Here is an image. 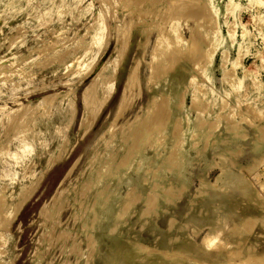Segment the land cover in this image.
<instances>
[{"label":"rangeland","instance_id":"rangeland-1","mask_svg":"<svg viewBox=\"0 0 264 264\" xmlns=\"http://www.w3.org/2000/svg\"><path fill=\"white\" fill-rule=\"evenodd\" d=\"M58 1L0 0V66L6 67H0V71L8 73H5V79L0 77V192L5 195L6 205L13 202L15 194L28 184L30 178L43 174L34 194L24 202L9 228L3 232L0 264H112L107 261L112 251L117 264H148L147 259L155 262L161 259V255L154 253L149 257L142 251L139 257L125 256L134 252V244L138 241L151 246L156 243L159 248L169 250L186 243L185 240L169 241L170 235L177 232L169 229L172 218L176 220V227L177 222H188V234L199 243L212 223V217L225 215L230 225L238 213L259 215L261 220L255 223L248 220L244 226L254 223L251 224L254 225L252 232L246 237L258 239L256 250L263 251L264 159L251 174L247 173L250 169L247 167L257 163H254L256 156L252 151V138L264 140V7L260 5L264 0H216L217 10L209 0H192L183 7H177L178 0H78L80 6L73 16L58 13ZM170 1L173 8L169 6ZM195 1L197 7L202 4L199 19L189 12L196 9ZM98 11H102L109 28L98 48L85 57L90 59L89 66L73 76L72 67L67 68L66 64L74 56L83 58L82 45L93 31V20ZM123 20H131L128 36H125L127 31L120 32H124ZM114 25L120 29L119 34H116ZM171 28L180 34L182 41H171L172 49L160 50L158 59L152 60L151 49L158 30L169 35ZM206 28L215 29L212 39L220 43V49L214 53L203 73L200 67L204 63L200 62V52L196 51L204 46ZM176 47V55L181 51L183 58L175 61L178 56L171 58L169 55ZM187 54H191L190 59ZM224 57L228 66L237 61L238 84H222L220 61ZM135 62H138L137 81L131 79L134 83L127 86L126 79ZM151 63L154 64L153 70L158 67L156 71L150 68ZM198 71L203 74L195 75ZM191 76L195 77L192 81ZM202 78L205 85L200 87L202 91L195 100V107L189 108L192 105V83L200 82ZM87 85L91 87L90 94L96 99V106L98 103L101 106L87 125L86 132L81 134L78 122ZM210 85L212 93L203 92ZM121 94L128 101L120 103ZM180 95L188 109L178 110L174 104ZM43 97L45 112L41 111L42 107L33 110L32 107ZM67 97L74 102V119L66 130V140L61 142L53 136V131L54 126L61 125L63 121L61 107H64ZM23 106L28 107L27 117L24 115L21 119L23 124L18 121L11 126L13 110L20 108L21 113L25 110H22ZM153 107L164 110L162 116H168L165 122L146 137H132V130L139 128V120H145L144 126L149 124L146 118H153ZM197 109H202V114L201 119L195 122V128L207 132L205 141L202 138L192 140L187 131L188 125L194 122ZM222 111L221 117H213L214 112ZM187 118L192 122L189 123ZM213 119L215 124H212ZM230 122H238L240 134L230 135ZM176 125L183 137L180 144L187 159L184 167L177 161L165 159ZM143 128H139L136 136H140ZM25 133L33 139L30 150L26 152L20 144ZM220 137V141L213 142ZM224 148L230 151L223 164L235 172L239 170V164L245 165L242 168L245 176L248 175L245 190L252 193L245 195L243 188L230 183L217 193L206 191L202 195L199 192L201 196L198 193L199 189L203 190L199 187L200 176L214 182L221 172L219 149ZM107 150L114 153L110 167L113 172L117 171L113 166H118L120 160L126 161L124 170L129 186H126L125 179L120 180L116 193L123 196L117 205L119 209L124 204L128 208L121 215L117 210L109 218L101 220L97 217L103 209L97 203L101 181H97L93 174L96 162L104 160ZM251 158H255L253 164ZM182 177L187 180L185 185L180 182ZM148 194H154L157 202L151 209L145 204ZM163 194L165 199H162ZM193 197L197 198L195 208H205L206 212L189 208ZM43 204L51 208V217L39 213ZM144 211L146 213L142 214ZM194 227L196 233L192 232ZM221 230L231 241L228 246L235 248L232 240L238 236L230 227ZM192 249L196 250L194 246ZM225 251L210 249L208 254L222 259ZM245 253L241 249V255ZM161 260L164 264H174L164 257ZM183 262L186 263L185 260Z\"/></svg>","mask_w":264,"mask_h":264},{"label":"bare ground","instance_id":"bare-ground-1","mask_svg":"<svg viewBox=\"0 0 264 264\" xmlns=\"http://www.w3.org/2000/svg\"><path fill=\"white\" fill-rule=\"evenodd\" d=\"M139 1H141V0H139ZM190 1H192V0H188V1L187 0H180V2L178 0V1H176L177 2L176 5H177V7H178V5H180L181 7H183V6H186L185 4H188ZM209 1H211L214 9L217 10V8H218V2H216V0H209ZM168 3H169V6H171V7L173 6L174 7V5L171 3V1L168 2ZM192 4H194V3H192ZM197 4H199V3L197 2ZM195 5H196V1H195ZM260 5H262L264 7V2L261 3ZM79 6H80V2L78 0H59L58 3H57L56 11L58 13H60V14H62L64 12V13H67V14L73 16V12H75L76 8L77 7L79 8ZM200 6H202V4L199 5L198 7L196 5V9L195 10L193 9V11L191 9L189 10V12L191 11V14L196 17L195 19H199V17H201L200 16L201 14L198 13L202 9ZM204 6H205V4H204ZM210 6H211V4H210ZM1 10H2V8L0 6V12H1ZM78 10H80V9H78ZM208 11H210V7H209V10ZM137 13H139V12H137ZM207 13H209V12H207ZM188 14H190V13H188ZM202 14H203V12H202ZM203 15L206 16L207 14L206 15L203 14ZM208 18H210V17H208ZM204 19H206V18H204ZM262 19H264V17ZM262 19H261V21H262ZM161 20H162V18H161ZM168 20H169V18H168ZM208 20H210V19H208ZM123 21H125V20H123ZM129 21L130 22L125 21V22H123L124 24H122L123 25L124 32H122L120 29H118V26L117 25H114V30H115L116 34H119V30H120V32L122 34L125 33V31H127L125 33V36H128L126 34H129V29H130V27H132L131 26V20H129ZM204 21L207 22V20H204ZM201 24H202V22H201ZM92 26H93V31L90 34L89 39L87 41L83 42V45H82V46H84V48H83V50H84V56H83V58L79 59V57L74 56L66 64V67L67 68L68 67H72L71 70H72V75L73 76H74V74L76 72L84 71L89 66V62H90L89 60L90 59L89 58H86L85 59V57L90 54V51H92L94 49L96 50L98 48L99 44L103 40V37L105 35L106 30L109 28V24L106 22L102 11L96 12V15H95V18L93 20V25ZM207 27H209V26H207ZM206 30H207L205 32L206 34H205V36H203V38L205 37L203 39L204 41L202 40L203 43H204V46H203L202 50H201V48L200 49L197 48L200 44L196 47L198 49V51H196V52H200V56H198L199 59H200V62H203L204 63L202 65V67H200V69H201V71H203V73L206 72L207 66L211 63V60L213 58L214 53L216 51H218V49H220L219 48L220 43L215 42L214 39H212L213 38L212 34L215 31V29H211V28H208L207 29L206 28ZM169 31H170V34L169 35H165V34H162L161 31L158 30V34L156 36V39L154 40V43L152 45L153 47L151 49L152 50L151 51V58H152V60H154V58H156L160 54L159 53L160 50H162V49L165 50L167 48L172 49L171 47H173V46H171L169 44V43H171V41L172 42H176V43H180V41H182V38H181L180 34L176 30H174L173 28H171ZM202 35H201V37H202ZM193 36H195V35H193ZM170 37H172L171 40H170ZM119 38H121V37H119ZM122 39L123 40H121V41L125 43L126 40L124 38H122ZM194 40H195V38H194ZM120 42H118V43H120ZM194 42H193V44H194ZM197 42H199V41H197ZM190 44H191V42H190ZM194 45H197V44H194ZM116 48H117V46H116ZM171 51H172V53L170 54L171 56L169 55V57L174 58L175 55H176L177 47H176V49L174 48ZM192 51H194V49H192ZM168 53H167V56H168ZM180 53H181V51H180ZM180 53H178L179 55H176L178 57H176L175 61L179 57L180 58H183L182 57L183 55L180 56ZM188 53H192V52H189L188 51ZM190 55L187 54L188 59H190V57H189ZM192 55H194V52L192 53ZM198 55H199V53H198ZM70 56H72V55H70ZM171 58H169V59H171ZM156 59H158V57ZM156 59H155V62H156ZM191 59H192V57H191ZM172 60H171V62L174 63V60L173 61ZM192 61H195V60H192ZM137 63L134 65L133 68H131L132 69L131 70L132 72H130L129 73V76H127V77H129L128 79H126L127 80V82H126V85L127 86L129 84H131L132 82L134 83V81L136 80L135 77L137 76L136 71H137V68H138ZM151 64H150V68L152 69V67H154V64H152L153 66ZM157 64H158V62H157ZM236 65H237V61H234L231 65L228 66L227 63H226V58L224 57L223 59H221V61H220V71H221V82H222V84L232 85L235 82H236V84L239 83L238 79L236 78V72H235ZM168 66H170V65H168ZM3 67H5V66H3ZM3 67H1V68H3ZM156 68H158V67L156 66L154 68L155 71H156ZM166 68H168V67L166 66ZM250 69L251 68L249 67V70ZM5 73H7L5 70L4 71L1 70L0 71V77L3 78V79H5L4 78L5 75H6ZM154 73H156V72H154ZM199 73H201V72L198 71V72H196L195 75H199ZM203 73H201V74H203ZM9 76H7V77H9ZM153 77H154V75H153V72H152V77L151 78H153ZM206 77H207V75H206ZM194 78H195L194 76H191L190 77V80L192 81ZM131 79H133L134 81H132ZM208 79H209V77H208ZM148 80H149V78H148ZM135 84L137 86V83L136 82H135ZM203 85H205V79H203V80H201L200 82H197V83H194V82L192 83V91H193V94H192V105L189 108L195 107L194 106L195 100L197 99V97L199 95V92L202 91L200 89V87H202ZM90 88L91 87L89 85H87L86 86V89H85V91L83 93V101H82L83 102V106H82L83 111H82V116H81V118L79 119V122H78L79 123V127L78 128H79V130H81V134H83L84 132H86L87 125H90V121L95 118L94 116L99 111V108L101 106V103H98V107L96 106L97 105V102H96V99L94 100L92 94H90ZM203 92L212 93V86L210 85L208 88L204 89ZM67 93H68V90H67ZM123 93H125V91ZM227 94L228 93H225V95H227ZM51 97H53V95L50 96V98ZM214 99H216V98H214ZM124 100H125L124 99V95H122L121 100L119 102L122 103ZM222 101H223V97L221 98L220 102L222 103ZM43 103H45L44 97H43V100L40 99L33 107L32 106L31 107L33 108V110L34 109L37 110L40 107H42L43 110H41V111L42 112H45L44 107L46 105L44 104V107H43ZM124 104L126 105V102H124L123 105ZM174 104L176 105V107L178 108V110H183L184 108L185 109H188V108H186L184 106V104L182 102V95L179 96L178 101L175 102ZM25 106H23V109H22V110L25 109L24 111H22L23 113L22 112L19 113V111L21 110L20 108L13 110V112H15V114L12 115L14 117V119L12 117V119L10 120V121L13 120L11 122V124H10L11 126L14 123L18 122V121H21V124H23V122H22L23 117H24V115H26V113L28 111L27 110L28 107L26 108ZM27 106H29V105H27ZM124 106H122V107H124ZM157 106L158 105H156V107ZM163 106H164V104H163ZM163 108H165V107H163ZM124 109H125V107H124ZM154 109H155V112H154L155 114H154L153 118H151L149 120H147L148 118H146V122H149V124L152 125L151 129H149L150 128V125L148 123H147L148 125L146 124L144 126L145 120H143V121L142 120H139L140 123H139L138 127L140 129L143 128V127L144 128H143V130L140 131L141 132L140 136H136L137 133H138L137 131L139 130V128L136 127L138 129L132 130L133 131L132 132V137H134V138L146 137L151 130L155 129L156 127L162 126V124L165 122V120L167 119L168 116L167 117L165 115L162 116V113L164 112V110L162 112L161 108H154ZM154 109H152V111H154ZM61 110L63 112V114L61 115V117H63V121H62L61 125L54 126L53 136L59 138L61 140V142H64L66 140V130L68 128H70V126H71V124L73 122V119H74V111L75 110H74V102H73V99L70 98V97H67L66 100H65V105H64V107H61ZM118 110H120V108ZM118 110H117V112L120 113L121 110L120 111H118ZM38 113H40V112H38ZM32 114H34V113H32ZM201 114H202V109L201 110L197 109L196 116L194 118L193 124L192 125L189 124L188 127H187V131L190 132V138L192 140H199L200 138H202L204 140L205 135L207 136V132H205V130H196V128H195L196 127L195 126L196 123L201 119L200 118L201 117ZM213 114H214L213 117H215V116L216 117H219V116L221 117L222 114H223V111L220 112V113L214 112ZM238 114L239 113L237 112V115ZM166 115H168V114H166ZM25 117H27V115ZM175 119H177V118L175 117ZM187 121L189 123L192 122V120H190V118H187ZM212 122H213L212 124H215L216 123L214 119H213ZM9 123L10 122L7 123V126H8ZM230 123H231V126H232L230 135L240 134L241 133V128L239 127L238 122H230ZM29 129H30V127H29ZM112 129H113V127H110V130H112ZM262 130H263V128H262ZM26 131H29V130L26 129ZM7 133H8V130H7ZM25 136H26V133L23 136L24 138L20 139L21 148L23 149L24 152L30 150V148L32 146V141H33V139H31L32 136H31V138L28 137V136H26V137ZM172 136L173 137L171 139V145H170V147L168 149V152H167L168 155L165 157V159L166 160H169L171 162L172 161H177V164L179 166H183L184 167L186 165V163H187V159L184 158L185 150H184V148H182V146L180 144L183 141V137L180 134V130H179L178 125L175 126V129H174V132H173ZM27 137L30 138L31 140L30 139H27ZM159 139H161V138H159ZM220 140H221V137L220 138H215L213 140V142L214 143H217ZM39 141L40 142H44V140L41 139V138H39ZM204 147H205V145H204ZM229 151H230V149H227V148L219 149V161H220L219 165H220L221 172L216 176L214 182H211V181L207 180L205 178V176H202L201 175L200 176V182H199V185L200 186L199 187L202 188L203 190L199 189L198 193L200 192L202 194L203 192H205V194H206V191H212L213 193H217V192L220 191V189H222V187L226 189L227 188V185L226 184H230V183H235L236 185L240 186V188H243L244 190L246 189V187L248 186V179H247L248 177L246 178V176H248V175L245 176V174L242 171V168L244 169L245 165L238 163L239 164V170L237 172H235L231 168H229V166L223 164V162L225 161L227 155L229 154L228 153ZM252 151H253L254 155L256 156L255 157L256 158V161H254L255 158L254 159L251 158V162H252V164H253V161H254V163L255 162H257V163H256V165H254L255 167L252 166V165H251L252 167H249V166L247 167V168H250L249 169L250 171L247 170L248 171L247 172L248 174L253 173L252 170L254 168L258 167L260 165V163L264 159V140H263V138H260V137H258L257 139L252 138ZM57 156H54L53 158H56ZM113 157H114V153H111L110 151L107 150L105 152V154H104V160H98L96 162L97 165L95 167V171H94V174H93L94 177H95V179H97V181H101V185L99 186V191L100 192L98 193V200H97V203H98L99 207L100 208H103L102 211H100L99 213H97V217L100 218L101 220H104V219L109 218L110 217V214H112L113 212H116L117 210H118V213L120 212V215H121V213L128 208V205L127 204H124V205H122V208L119 209V207L117 205L123 199V196H120V195H118L116 193V190L118 189L120 180L122 181V179H125L126 186L127 187L129 186V182L126 181V175H125V170H124L125 165H126V161L124 159L120 160L118 162L119 163L118 166L117 165L113 166V168L115 167L117 169V171L115 169L116 172H113L110 169V167L112 166L113 161H114V158ZM91 160H92V158H91ZM51 162L53 163L52 160H51ZM75 163H76V160H75ZM210 163H212V162H210ZM108 169H110V170L108 171ZM31 173H33V172H31ZM42 176H43V174H41L39 176H35L33 178H30L28 184L22 186L19 189V191L15 194V197L13 199V202L11 204H9L8 206L6 205V202H5L6 200H5L4 193L0 192V250H1V245L3 244V241H2V239H3L2 238L3 237V232L6 229L9 228L11 222L14 220V218L16 217V215L19 213V211H20L22 205L24 204V202L26 200H28L34 194L37 186L39 185L38 184L39 183V180L41 179ZM186 181L187 180L185 178H183V179L180 180V182H182L183 185L186 184ZM123 182H124V180H123ZM168 183H169V181H168ZM181 188H183V187H181ZM181 188H180V192L182 191ZM127 193H128V191H127ZM163 193H165V192H163ZM168 193H165V194H168ZM250 193H252V192H249L248 190L247 191L245 190V192H244L245 195H248ZM173 194L174 193H171V196H173ZM153 195H149L148 194L146 196V199H145V204L146 205H149V209H151L154 206H156V203H157L156 202L155 195L154 196ZM165 197L166 196L163 194L162 195V199H165ZM195 202H197V198L193 197L192 201L190 202L191 203L190 204V207H189L190 209H194L195 208V205H194ZM210 204H211V207H215V205L213 203H210ZM43 205L44 206H41L42 207V208H40L41 212H39V213L42 214L44 217H47V218L48 217H51V213H52L51 208L48 209L47 207H45L46 206L45 204H43ZM54 205H55V202H54ZM59 206H58V208H60ZM161 209H163V208H161ZM195 209H196V211H204V212L207 211L205 208H202L201 210H197V208H195ZM146 211L142 212V214L143 213H146ZM53 213H56V211L53 212ZM186 214L188 215V213H186ZM212 218H213L212 223H210L208 225V230L205 232V234L202 237L201 242H199V243L195 242V240L191 237V235L188 234V232H187L188 231L187 229L189 228V223L188 222H183V223L177 222V227H176V225H175L176 220L175 219L173 220V218H172L170 220V222H169V229H170V231L176 229L177 232H176V234L173 233V234L170 235L169 241H171V242H177V241H183V240H185L184 242H186V243H182L181 245H179L177 247L176 246L175 247L173 246V248L171 250H169V249H161V248H159L156 243L153 246H151V245L145 244L142 241H138V243L134 244V246H135V249H134V252H133L134 254L132 253V254H129L128 256H125V255L124 256L126 258L139 257V253L142 252V251H144V252H146V256H149L150 257L154 253L155 254L158 253V254L161 255L160 256L161 259H163V257H164V258L168 259L169 261H172L174 264H186V263L187 264H264V250L263 251H258V250H256V247H255V245H257L259 243V240L258 239L250 240L251 238L246 237L253 230L252 226H254V225L251 226V224L253 222L255 223V222H258L259 220H261L258 214H255V213L254 214H241V213H238L237 214V217L232 220V222H231L230 225L226 222L227 221V217L225 215L218 214V215H216V216H214ZM248 220H252L253 222H250L251 224L250 225L247 224L248 226L245 227L244 226V223H247ZM229 227L238 236L237 238H235V240H232V241H234L233 243H234V247L235 248H233V247L230 248L228 246V245H231L230 244L231 241L225 235L222 234V230L221 229H223V228H226L227 229ZM112 229L113 228H110V230H112ZM196 230L197 229L195 227L192 228V232L193 233H196L197 232ZM244 235H245V237H243ZM246 238H247V242H246ZM110 244H111V242H110ZM118 246H119V244H118ZM192 246H194L196 250H193L192 249ZM210 249H217V251H219V249H225L226 250L225 251L226 252L225 253V256H224V253H223V258L222 259H219V258H216V257L214 258L213 255H209L208 254V251ZM241 249L245 250L246 253L243 254V255H241ZM198 253H199V256H198ZM161 259L160 260L157 259V260H155V262L150 261V260L147 259V262H148V264H164L163 260H161ZM184 260L186 261V263L183 262ZM107 261H108V263H112V264H117L118 263V260H117V257L115 255L114 251H112L111 255L108 256Z\"/></svg>","mask_w":264,"mask_h":264}]
</instances>
